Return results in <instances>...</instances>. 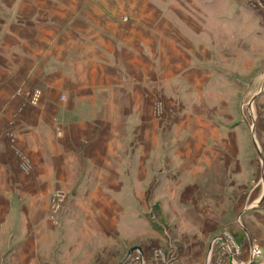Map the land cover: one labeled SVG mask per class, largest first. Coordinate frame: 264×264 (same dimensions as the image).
<instances>
[{
  "label": "crops",
  "instance_id": "1",
  "mask_svg": "<svg viewBox=\"0 0 264 264\" xmlns=\"http://www.w3.org/2000/svg\"><path fill=\"white\" fill-rule=\"evenodd\" d=\"M194 1L0 0V264H118L132 255L113 216L145 180L149 136L163 130L150 106L175 76L194 71L187 84L196 88L203 79L192 61L211 60L204 45L185 51L197 60L183 59L181 38L204 33L187 22L196 21ZM56 188L72 199L58 225Z\"/></svg>",
  "mask_w": 264,
  "mask_h": 264
},
{
  "label": "rangeland",
  "instance_id": "2",
  "mask_svg": "<svg viewBox=\"0 0 264 264\" xmlns=\"http://www.w3.org/2000/svg\"><path fill=\"white\" fill-rule=\"evenodd\" d=\"M193 4L196 21L187 22L204 33L181 38L183 59L197 60L185 51L204 45L211 60L192 61L203 79L196 88L187 84L194 71L175 76L151 104L163 130L149 136L147 176L132 184L125 213L113 216L114 235L141 246L146 264H264V0ZM17 158L29 174L28 157ZM71 201L65 189L51 193L52 223Z\"/></svg>",
  "mask_w": 264,
  "mask_h": 264
},
{
  "label": "built area",
  "instance_id": "3",
  "mask_svg": "<svg viewBox=\"0 0 264 264\" xmlns=\"http://www.w3.org/2000/svg\"><path fill=\"white\" fill-rule=\"evenodd\" d=\"M39 96H40V92H36L35 94H34V96H33V100H32V102L33 103H36L37 101H38V99H39ZM66 99V96L65 95H62L61 96V100L62 101H64ZM29 164V163H28ZM56 197L57 198H62V196H61V193L59 192L57 195H56ZM56 198V199H57ZM56 199H54V201L56 200ZM56 206V205H55ZM227 241H229V242H232L231 240H230V238H228V240ZM233 243V242H232ZM138 255H130L126 260H124L123 262H122V264H146V261L144 260V257H143V255L142 254H140V253H137Z\"/></svg>",
  "mask_w": 264,
  "mask_h": 264
},
{
  "label": "water",
  "instance_id": "4",
  "mask_svg": "<svg viewBox=\"0 0 264 264\" xmlns=\"http://www.w3.org/2000/svg\"><path fill=\"white\" fill-rule=\"evenodd\" d=\"M136 250L140 251L141 249H140L139 247H133V248L130 250V253H132L133 251H136Z\"/></svg>",
  "mask_w": 264,
  "mask_h": 264
}]
</instances>
